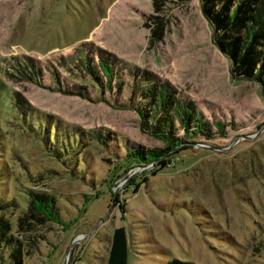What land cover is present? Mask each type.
Wrapping results in <instances>:
<instances>
[{"label":"rangeland","instance_id":"rangeland-1","mask_svg":"<svg viewBox=\"0 0 264 264\" xmlns=\"http://www.w3.org/2000/svg\"><path fill=\"white\" fill-rule=\"evenodd\" d=\"M200 6L0 0V264H14L16 241L20 264H106L118 226L129 264H264L262 90L231 74ZM152 85L177 101L173 136L187 147L156 174L129 155L165 146L134 111L160 114ZM189 100L207 135L182 128ZM31 193L59 218L29 212Z\"/></svg>","mask_w":264,"mask_h":264},{"label":"trees","instance_id":"trees-1","mask_svg":"<svg viewBox=\"0 0 264 264\" xmlns=\"http://www.w3.org/2000/svg\"><path fill=\"white\" fill-rule=\"evenodd\" d=\"M200 10L206 18L208 26L212 31V43L218 48L223 56L230 61V72L235 78L249 79L257 82L262 90L264 99V0H199ZM163 33L162 24H158L149 37L151 41L160 40V35ZM103 66H106V61H101ZM164 89V88H163ZM67 91V90H66ZM83 96L82 93L70 92ZM144 94L152 98L154 103L160 100L159 115L152 113L151 110L134 109L139 116V126L146 131L148 135L161 139L165 144L163 148H132L129 155H132L137 163L149 164L155 162L152 170L156 174L159 170L167 167L172 160L173 155L187 147L182 145V142L174 137V127L172 120L173 114L169 112L179 105L176 100L172 99V93L163 92L162 87L152 85L144 91ZM191 100L182 102V110L179 111V122L182 125L185 133L198 134L203 133L207 135V125L205 122H200L192 108ZM174 107V108H173ZM150 113V117H148ZM149 119V120H148ZM150 119L153 120L152 126L149 124ZM149 125V126H148ZM150 128V129H149ZM133 158V159H134ZM157 165V166H156ZM146 177L143 179L145 180ZM142 182V181H141ZM135 187L138 190L140 183ZM54 200L45 197L42 194L31 193L30 200L27 204L29 212H34L37 215L43 214L39 208L44 212L45 216L50 219H58L59 213L54 206ZM30 215V214H29ZM27 212L24 216L19 218L21 224L22 219H26ZM44 216V217H45ZM50 216V217H49ZM45 219V218H44ZM8 228V223L0 219V231L2 236ZM127 230L124 226L115 227L111 235V243L108 249V258L106 264H129L128 262V237ZM7 237V236H5ZM9 242H15L11 237L6 238ZM29 243H33L30 238ZM28 243V244H29ZM30 245V244H29ZM11 257H13L14 264H20L22 249L17 241L12 245ZM162 264H195L184 259H170Z\"/></svg>","mask_w":264,"mask_h":264},{"label":"water","instance_id":"water-1","mask_svg":"<svg viewBox=\"0 0 264 264\" xmlns=\"http://www.w3.org/2000/svg\"><path fill=\"white\" fill-rule=\"evenodd\" d=\"M195 145H198V146H207V145H205L204 143H195ZM152 164V163H151ZM138 168H141V167H138ZM64 261H66V260H63V263H65Z\"/></svg>","mask_w":264,"mask_h":264}]
</instances>
